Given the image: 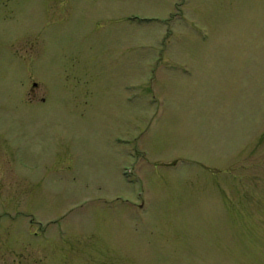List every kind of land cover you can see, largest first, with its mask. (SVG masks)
Wrapping results in <instances>:
<instances>
[{
	"label": "rangeland",
	"instance_id": "obj_1",
	"mask_svg": "<svg viewBox=\"0 0 264 264\" xmlns=\"http://www.w3.org/2000/svg\"><path fill=\"white\" fill-rule=\"evenodd\" d=\"M0 264H264V0H0Z\"/></svg>",
	"mask_w": 264,
	"mask_h": 264
}]
</instances>
